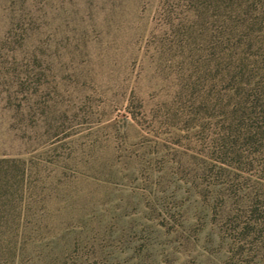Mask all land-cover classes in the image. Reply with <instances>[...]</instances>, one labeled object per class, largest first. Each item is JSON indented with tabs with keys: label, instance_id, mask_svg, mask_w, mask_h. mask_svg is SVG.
Listing matches in <instances>:
<instances>
[{
	"label": "rangeland",
	"instance_id": "1",
	"mask_svg": "<svg viewBox=\"0 0 264 264\" xmlns=\"http://www.w3.org/2000/svg\"><path fill=\"white\" fill-rule=\"evenodd\" d=\"M2 160L0 264H264V0H0Z\"/></svg>",
	"mask_w": 264,
	"mask_h": 264
},
{
	"label": "trees",
	"instance_id": "2",
	"mask_svg": "<svg viewBox=\"0 0 264 264\" xmlns=\"http://www.w3.org/2000/svg\"><path fill=\"white\" fill-rule=\"evenodd\" d=\"M18 2L21 3L22 0H18ZM18 23H19V22H18ZM16 39H17V38H15L14 41L11 42L10 44H13V43L15 42ZM17 41H18V40H17ZM17 41H16V42H17ZM7 162H8V161L2 160V161H0V164H5V163H7ZM5 165H6V164H5ZM2 186H3V184H2V180L0 179V196H1V197L3 196L4 189H6L5 187H2ZM0 209H2V207H0ZM0 214H2L1 210H0Z\"/></svg>",
	"mask_w": 264,
	"mask_h": 264
}]
</instances>
